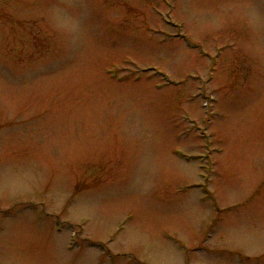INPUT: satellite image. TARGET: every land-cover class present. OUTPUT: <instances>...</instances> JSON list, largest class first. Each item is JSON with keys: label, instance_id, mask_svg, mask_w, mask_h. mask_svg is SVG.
I'll return each mask as SVG.
<instances>
[{"label": "rangeland", "instance_id": "374dc122", "mask_svg": "<svg viewBox=\"0 0 264 264\" xmlns=\"http://www.w3.org/2000/svg\"><path fill=\"white\" fill-rule=\"evenodd\" d=\"M0 264H264V0H0Z\"/></svg>", "mask_w": 264, "mask_h": 264}]
</instances>
